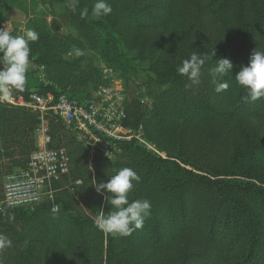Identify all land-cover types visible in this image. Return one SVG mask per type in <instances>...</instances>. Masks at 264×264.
Here are the masks:
<instances>
[{"label": "trees", "instance_id": "obj_1", "mask_svg": "<svg viewBox=\"0 0 264 264\" xmlns=\"http://www.w3.org/2000/svg\"><path fill=\"white\" fill-rule=\"evenodd\" d=\"M109 1L113 11L108 16L96 18L91 14L95 0H75L71 12L74 18L101 36L100 47L113 64L125 71L127 65L130 69H135L134 62H128V57L118 44L117 38L123 24L146 29L162 26L169 30L170 27L171 31L187 39L194 34L189 42L192 52L185 59H189L193 52L206 57L201 70L202 76H208L206 79L213 87L212 98H217L215 106L208 101L200 100L199 105L189 101L188 79L177 72L181 61L167 77L159 79V83H165L166 87L157 93L154 109L150 114H145L142 121H139L140 116L130 114L129 110L130 124L136 126L141 123L150 142L160 148L171 146L178 156L177 160L164 159L133 142L120 145L122 150L133 152L142 158L146 170L137 172L141 176L140 184L146 191L153 190L151 195L148 191L141 195L142 199H148L152 205L151 215L145 219L143 237L155 250L164 251L160 222L167 223L171 234L178 236L192 226L191 218L196 211V216L203 218L197 227L199 238L204 245H214L218 248L222 264H264V98L256 101L245 99L247 90L235 79L240 66L248 63L254 49L264 51V48H255L258 37L264 35V0H248L249 6L244 8L245 14L240 10L239 4L231 21L221 18L222 24L219 25L214 46L203 44L202 36L198 34L204 28L200 22L203 7H206L202 6L203 0H163L162 4L166 5L168 10L171 9L168 15L157 14L158 8L153 0ZM4 8L0 0V28L1 21L6 19ZM85 8L88 9V15L82 17L80 13ZM222 8L215 10L216 15L223 11ZM87 36L84 32L83 38ZM39 38L35 47L42 51L40 43L50 42L51 39L47 40L48 35L43 32L39 33ZM50 49H53V53L56 51L53 46H50ZM59 51L61 49L57 50ZM58 57H50L44 63L60 67V62L64 60L60 59V55ZM220 58H228L234 67L231 74L217 78L218 82L227 81L229 85L227 90L218 93L215 91L216 85L210 70L217 65ZM30 90L40 94L51 92L55 95L62 93L69 97L87 98V94H67L63 90L57 92L50 86L25 87L24 91L18 93L27 97ZM0 106L3 107L0 109V137L6 138L15 146H24L23 139H16L11 135L10 121H15V128L19 127L18 135L25 137L31 130L30 125L38 124L36 115L24 107H7L2 104ZM180 116L184 119V130L191 129L194 125L192 120L197 116L195 128L203 127L206 131L203 141V145L207 144L206 147H202L199 154L191 158L188 151L190 148L187 147L195 142L191 130L181 135L176 134L173 138L162 137L158 140L157 137L156 142L151 139L153 131L162 133L173 119ZM52 118L65 126L62 121ZM223 129L238 130L242 136L239 140L231 141L230 136L222 137ZM242 142L244 147L240 145ZM22 153H26V150ZM68 156L71 163V157L69 154ZM22 158L10 159V163L24 168L28 159ZM73 169L71 165V172ZM6 172L0 171V189ZM72 177L79 178L77 175ZM36 205V211L32 213L33 218L21 222L20 228L16 222L9 219V215L19 214L23 208L0 210V234L7 236L11 241L10 247L0 251L2 264H50L38 252L42 242L38 235L47 234L49 228L43 226V223H52L60 229L62 226L60 221L57 222L59 218L56 221L51 218V203L48 200ZM83 224L88 229L93 227L90 222ZM96 228L94 226L99 235L100 231ZM72 254L77 259L76 263L80 261L81 264H89L86 258L81 261L84 251L78 247L72 248ZM100 264H120L117 261L115 240L109 234L105 240ZM183 264H189L185 257Z\"/></svg>", "mask_w": 264, "mask_h": 264}, {"label": "rangeland", "instance_id": "obj_2", "mask_svg": "<svg viewBox=\"0 0 264 264\" xmlns=\"http://www.w3.org/2000/svg\"><path fill=\"white\" fill-rule=\"evenodd\" d=\"M153 1L158 8L157 14H170L171 9L168 10V7L162 4L163 0ZM107 2L110 1L107 0ZM1 4L5 7L6 18L1 21V28L5 27L13 35H20L27 29H33L38 33H46L48 35L47 40L51 39V45L50 42L40 43L43 48L42 51L35 47L36 41L30 42V67L25 87L50 86L57 92L63 90L67 94H87L89 97L100 84L106 82L103 77L104 68H112L117 73L128 97L126 112L129 123H131L129 110L130 114L135 113L140 116L139 121H142L145 114H150L153 111L157 93L166 87L165 83H159V79L167 77L192 52L189 42L194 34L187 39L181 34L171 31L170 27L169 31L162 26L157 29H155L157 26L146 29L123 24L117 38L118 44L121 51L128 57V62L130 63L132 60L135 64V69H130L127 65L125 68L127 71H125L113 64L102 51L100 47L101 36L74 18L71 7L75 4V0H1ZM239 4L240 10L245 14L244 8L249 6L248 0H203L202 6L206 7H203V17L200 18V22L204 28L198 33L202 36L203 44L216 45L218 28L222 24L221 18L231 21ZM219 7L224 9L222 8L223 11L216 15L215 10ZM166 11L168 12L165 13ZM84 32L88 34L87 38H83ZM258 39L255 48H264V35H260ZM49 45L56 49L54 53ZM63 48L65 50L62 51ZM76 48L81 49L84 55L75 57L73 50ZM58 49L61 51L57 52ZM58 55H60L61 60H64L60 62V67L44 63L50 57L57 56L59 58ZM207 77V75L201 76L199 85H192L188 80L189 92L187 95L189 101L195 105H199L200 100L208 101L213 106L217 103V98H212L211 90L213 87L212 83L207 81ZM15 93L18 91L14 90L12 95ZM0 104L16 107L1 101ZM0 109L3 107L0 106ZM26 110L34 113L38 120L40 113L34 109L26 108ZM45 117L48 120L51 137L50 147L63 148L70 155L71 165L74 168V173L71 172L73 173L71 176H79L82 183L72 189H67L65 185L57 186L58 189L54 198L57 210H49L52 219L54 218L56 221L59 218L57 222L60 221L59 224L62 229L53 226L52 223H43V226L46 225L49 229L47 234L38 235V239L42 241L38 247V252L50 264L54 262L57 264H81L80 261L75 262L77 259L72 254V248L78 247L79 250L84 251L81 261L86 258L89 264H100L108 234L98 229L100 231L98 235L94 229V221L101 208L105 211V215L111 208L105 202V196L108 193H98L93 182L104 181L123 167L132 168L136 172H144L146 166L137 154L124 151L121 148L111 156L91 154L66 126L56 122L50 115ZM197 119L198 117L195 116L192 120L194 125L191 129L185 128L184 130V119L181 116L176 117L162 133L157 134L156 131H153L151 139L156 142L157 137L158 140L162 137L173 138L176 134L180 133L181 135L191 130L195 142L187 146L190 148L188 150L189 158L198 155L201 148H205L207 144L203 145L206 135L205 128H195ZM14 125L15 121H10L11 135L15 136L16 139L19 137L23 139L25 145L18 147L11 144L6 138L0 137V171L3 172L20 168L14 163H10V159L18 160L20 157H23L22 160L28 159L30 154L37 149L34 129L37 124L32 123L30 125L32 126L31 130L25 137L18 135L19 127L15 128ZM229 136V140L232 141L239 140L242 135L238 130L227 131L223 129L222 137ZM145 141L150 146L149 149L143 147L146 151L154 152L164 159L177 160L176 150L172 149L171 146L160 148L150 142L146 135ZM240 145L241 147L245 146L243 142ZM23 150H26V153H22ZM169 152L174 154H169ZM189 185L196 187L194 184ZM145 191L146 189L139 182L129 194L130 201L142 199L141 195ZM147 191L150 195L153 193L151 189ZM45 200L42 198L40 203ZM36 207L35 204L32 207L23 208L18 212L19 214H11L9 217L14 216L13 222H16L20 228L21 222L33 218L32 213L36 211ZM202 220V216H196L195 211L191 218L192 226L187 232L178 236L171 234L167 223L160 222L164 251L155 250L145 240L142 235L144 226L127 237L109 234L115 240L117 261L120 264H183L185 257L189 264H203V261L205 264H222L218 248L214 245H204L199 238L197 227ZM85 222H90L93 227L85 228L83 224ZM82 227L84 229H78Z\"/></svg>", "mask_w": 264, "mask_h": 264}, {"label": "built area", "instance_id": "obj_3", "mask_svg": "<svg viewBox=\"0 0 264 264\" xmlns=\"http://www.w3.org/2000/svg\"><path fill=\"white\" fill-rule=\"evenodd\" d=\"M103 73L106 82L87 98L51 92L40 94L30 90L27 97L15 93L8 101H1L34 109L40 115L35 127L37 149L30 154L24 168L13 169L3 175L0 210L32 207L45 198L55 211L57 186L65 185L72 189L81 184V179L71 176V163L66 151L50 147L47 115L62 121L91 154L111 156L121 144L128 142L150 148L145 141L143 125L134 126L128 121V97L117 73L107 67Z\"/></svg>", "mask_w": 264, "mask_h": 264}, {"label": "clouds", "instance_id": "obj_4", "mask_svg": "<svg viewBox=\"0 0 264 264\" xmlns=\"http://www.w3.org/2000/svg\"><path fill=\"white\" fill-rule=\"evenodd\" d=\"M75 11V8H73ZM113 9L107 0H95L91 14L96 17L108 16ZM80 15H88L85 8ZM39 39V33L33 29H27L23 34L13 35L5 27L0 28V101H8L14 90L24 91L27 83V73L30 67V42ZM75 57L84 55V52L76 48L73 50ZM215 55V53H214ZM206 57H201L193 52L189 59L182 61L177 67V72L191 82L192 85L201 83L202 66ZM234 65L228 58L218 59V63L210 71L215 83V91L221 92L228 88L227 81L218 82V77L231 74ZM237 83L247 90L245 99L256 101L264 98V51L254 49L246 65H241L235 74ZM141 181V176L129 167H123L110 176L107 181L93 182L98 193H108L105 202L111 210L105 215L101 208L94 223L95 226L106 234L127 237L134 231L144 226L145 219L151 215V201L148 199H129V194L136 184ZM10 220L14 216L9 217ZM11 246L7 236L0 234V251ZM2 264V262H0Z\"/></svg>", "mask_w": 264, "mask_h": 264}]
</instances>
